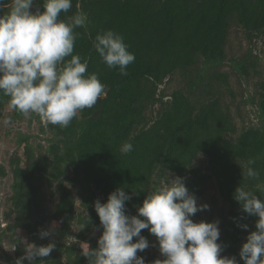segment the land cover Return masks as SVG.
Returning a JSON list of instances; mask_svg holds the SVG:
<instances>
[{
    "label": "rangeland",
    "instance_id": "1",
    "mask_svg": "<svg viewBox=\"0 0 264 264\" xmlns=\"http://www.w3.org/2000/svg\"><path fill=\"white\" fill-rule=\"evenodd\" d=\"M121 1L125 11L131 0ZM132 1L146 8L142 21L125 15L123 25L133 36L126 32L121 35L135 55L132 67L142 71L158 67L161 78H139L129 83L130 95L140 101L143 113L127 142L133 145V151L122 153L126 163L116 171L124 190L142 197L127 209V214H137L147 193L167 187L170 179L183 177L197 203L210 206L197 212L192 217L194 222L218 220L221 255L235 256L239 264H244L239 252L249 233L256 231L258 217L243 212L234 193L240 185L264 199V0ZM36 7L43 11L42 0H35L31 11ZM202 13L207 14L201 17ZM99 25L104 31L110 28L107 22ZM87 32L91 42L83 45L90 56L95 51V39ZM101 64L106 65L100 59ZM107 92L104 89L98 107L90 113L89 128L96 120H103L102 101L108 98ZM83 114V110L78 112L67 127L46 125L36 114L25 116L11 109L9 98L3 96L0 264H15L25 247L34 244L29 232L17 225V212L23 204L16 184L25 178V171L31 175L27 184L24 180V192L36 200L31 202L32 211L27 216L36 222L33 230L52 232L44 241L60 245V254L52 252L57 264H75L83 255L82 247L96 242L100 230L91 221L95 207L90 202L91 194L101 199V193L86 177L85 165L79 169L70 160H78L79 153L71 157L70 152L84 136ZM185 118L190 122L189 132L185 138L174 133L177 148L171 149L174 144L164 137L168 134L172 138L170 134L176 130L183 134ZM5 119L10 123L4 124ZM249 159L255 160L251 167L258 172L256 178L242 176ZM64 194L74 201L67 225L55 217L63 208ZM64 208L70 212L68 206ZM243 224L248 228L240 227ZM141 235L150 246L138 251V256L148 264L165 259L156 237L148 229Z\"/></svg>",
    "mask_w": 264,
    "mask_h": 264
},
{
    "label": "clouds",
    "instance_id": "2",
    "mask_svg": "<svg viewBox=\"0 0 264 264\" xmlns=\"http://www.w3.org/2000/svg\"><path fill=\"white\" fill-rule=\"evenodd\" d=\"M35 0H0V95L9 98V107L19 114H36L48 125L67 127L78 112L92 108L104 94L105 85L96 73L85 75L87 61L74 53L79 35L75 30L84 27L87 15L77 11L67 19L72 0H42L43 11ZM94 48L109 69L119 68L127 76V67L135 61L124 37L106 30L95 37ZM10 120L5 119L4 124ZM122 153L133 151L124 143ZM249 159L242 176L256 178L258 172ZM167 187L147 193L136 215L126 214V202L132 199L123 187L109 194L107 202L97 199L95 211L103 227L95 249L82 247L88 264H146L137 253L150 244L141 235L148 229L156 237L159 252L165 259L154 264H239L235 256H222L219 221L194 222L197 212L209 209L198 204L197 198L185 185L183 177L170 179ZM234 199L243 212L258 217L256 231L247 236L239 256L244 264H264V199L238 186ZM240 227L247 229L248 225ZM52 235L42 230L41 238ZM133 238L136 239L133 242ZM56 245L28 244L24 255L15 264H37V258L48 257ZM42 261V259H41Z\"/></svg>",
    "mask_w": 264,
    "mask_h": 264
},
{
    "label": "trees",
    "instance_id": "3",
    "mask_svg": "<svg viewBox=\"0 0 264 264\" xmlns=\"http://www.w3.org/2000/svg\"><path fill=\"white\" fill-rule=\"evenodd\" d=\"M91 1L72 0V8L68 13L62 12L60 19L65 20L67 17L73 15L77 11H80L88 16L86 25L75 30L77 33H79V35L74 44L73 54L80 55L82 57V62L85 60L88 61L85 75L96 73L100 81L105 85V89L108 91V98L102 101L105 113H102L103 108L100 107V110H102L101 118L103 120H96L90 128L88 127L87 122L90 118V113L93 112V109L98 107V104L96 103L92 108L83 109V115L86 117V120L83 122V125H86L85 132H83L84 136L82 140L76 144V148L73 146V149L70 152L71 157H75L77 153H79V156L77 155L78 160L76 162L73 160L74 158L70 160L73 161L74 164L76 163L75 165L79 169H81V165H85L86 177L94 181L97 189L100 191V202L106 203L109 194L115 191L117 188L122 187V180L121 177L119 178L120 175H117L118 171H116V169L122 168L126 162L123 160L125 155L122 154L120 149L124 143L129 142L131 136L133 135V130L138 123V118H140L143 113V107L140 101H138V99H132V96L130 95L132 91L129 89V83L132 82L133 79L139 78L148 79L147 81H149L151 78L158 80L161 78V75L160 69L158 67L156 69L152 68V70L142 71V68L138 66L132 67V64H130L127 67L128 75L122 76L118 67L109 69L107 65L101 64L103 66H100L99 63L101 58L99 57L96 50L93 51L90 56L87 54V52H85L83 45L84 42H91L88 40L87 31H89L90 36L94 37L95 39L100 30H105L102 29L99 24L107 22L108 26L110 25L109 29L116 31L119 34H123V32L130 33L133 36L131 31L125 28L123 25L126 21L125 15L131 14L138 21H142L144 19L142 14L146 10V8H143L140 3L134 2L132 0L127 3L129 8L125 11L121 8V5L124 3L121 0H112V3H109L111 0H93L94 3ZM204 11L207 12L206 10ZM206 14L207 13H202L201 17H204ZM140 23L141 22H139V24ZM2 105L3 96L0 95V109L2 108ZM177 107L180 109L179 104ZM109 110L111 111L108 112ZM106 113H111V115L107 116ZM103 121L106 122L103 123ZM189 124L190 122L188 119H186L183 127L181 126V129H183L185 132L180 134V131L176 130L170 134V136L175 133L176 135H180L181 137L185 138V134L189 132ZM172 128L175 130L177 126L175 125ZM174 138H176L175 135L170 138L168 137V134L164 137V140H169L172 144H174L172 145L173 147L171 149L177 148L175 146L176 142ZM137 146H140V144ZM23 174L25 178L23 180L21 179V181L17 182L16 184L17 189H20L22 201L21 204H23L17 212V225L19 227H23L29 232L30 239H32V242L35 245L46 246L49 244V242L46 243L44 238H41L40 232L37 229L33 230V224L36 222L32 220V216H27L28 213L30 214L32 211L31 202L36 200H32L33 197L31 193H27V191L26 193L24 192V180L27 184L30 177L29 175H31V173L29 171H25ZM64 195L65 196L61 202L63 208L57 212L55 217L59 221H62L64 225H67L69 219L72 218L71 212L73 210L72 208L74 201L72 196L66 194ZM141 197V195H137L136 197L132 196V199L129 200V203H127L128 201L126 202V214L127 209H132L134 204L140 201ZM91 200L92 201L90 204L94 205L95 201L97 200L95 194H91ZM65 205L70 208V212H67V209L65 210ZM36 207H38V205ZM36 210L39 212V209ZM91 221L94 222L96 227L100 230V234L96 239L97 243L95 242L90 247L95 249L98 247V239L103 233V227L95 209H92ZM57 248L60 249V245H57V247H55L52 251L55 253V255L61 253V250H57ZM52 252L48 257L37 258V261L39 262L42 259V261L46 262V264H57L58 260H56V257L53 256ZM75 264H88V259L82 255Z\"/></svg>",
    "mask_w": 264,
    "mask_h": 264
}]
</instances>
